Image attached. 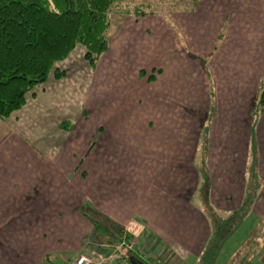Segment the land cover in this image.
<instances>
[{"label": "crops", "instance_id": "obj_1", "mask_svg": "<svg viewBox=\"0 0 264 264\" xmlns=\"http://www.w3.org/2000/svg\"><path fill=\"white\" fill-rule=\"evenodd\" d=\"M115 18L94 69L76 46L55 65L63 78L51 72L0 119V264H42L52 255L75 264L97 251L101 238L87 240L92 226L79 213L85 200L149 259L197 264L210 235L204 209L192 202L203 201L197 163L208 175L207 202L230 214L248 192L253 138L259 183L243 221L264 228V109L254 115L264 86V0H198L186 10ZM184 93L203 110L199 129L189 131L188 160ZM263 254L238 261L254 264Z\"/></svg>", "mask_w": 264, "mask_h": 264}, {"label": "trees", "instance_id": "obj_2", "mask_svg": "<svg viewBox=\"0 0 264 264\" xmlns=\"http://www.w3.org/2000/svg\"><path fill=\"white\" fill-rule=\"evenodd\" d=\"M125 1L0 0V119H7L22 108L26 95L45 83L51 72L55 79L63 78L64 72L55 69V65L65 60L76 46L80 45L86 49L84 59L94 69L109 47L108 32L112 14L136 17L155 14L125 7ZM197 1L191 0L189 6H183L184 9L193 8ZM139 74L142 77L144 73L140 71ZM154 80L153 70L147 81ZM263 109L264 86L260 88L255 102L254 115ZM254 144L253 138L250 171L248 170L250 188L248 187L243 204L230 214L215 211L209 216L205 213L210 235L197 264H215L218 250L231 236L230 228L240 226L250 212L253 195L259 183L254 168ZM198 169L202 180L204 178L201 194L203 201L207 203V195H204L209 188L208 175L203 167L198 166ZM210 209L213 210L212 206ZM79 213L92 226V232L87 236L88 241L102 237H108V243H117L123 237L133 240L127 230L97 212L89 201H84ZM119 255L127 260L128 264H145L127 250H122Z\"/></svg>", "mask_w": 264, "mask_h": 264}, {"label": "rangeland", "instance_id": "obj_3", "mask_svg": "<svg viewBox=\"0 0 264 264\" xmlns=\"http://www.w3.org/2000/svg\"><path fill=\"white\" fill-rule=\"evenodd\" d=\"M185 4L189 6L191 4V0H126L125 1V7L131 8V9L137 8L145 12H153L156 14H165L167 11H171L173 9H184L183 6ZM116 16L120 17L122 15L112 14L110 16L111 21L116 20L115 18ZM108 36H109V41H110V37H111L110 31L108 32ZM80 47H83V46H80ZM182 97H183L182 101L178 103V105L183 110L182 119H181V126H182V131H183V134H182L183 156L182 158L184 160H188L190 158L192 147L190 150H187L186 148H188V144L194 143V138H195V134L193 138H191L189 131L194 130V132L196 133V131L199 129L201 116L203 115V112H202L203 110L199 114H197L196 113L197 104H195L196 102L189 100V98L185 96V93L183 94ZM198 166H199V162H198ZM183 177L185 180V178H189V175L184 171ZM201 180H202V176H201L200 181ZM203 182H204V178L202 180V183L200 184L201 186L200 191H202ZM183 190L184 192L187 190L189 192L190 185L184 182ZM199 194L201 195V193ZM192 202L195 204L199 203L200 207L203 208L204 212L208 214L209 216L215 212L214 210L210 209L211 206L209 205L208 202L206 203V202L201 201V199L198 196H195L192 199ZM217 213H221V212H217ZM245 224L246 223H244L243 221V223L240 226L237 225V226H233L230 228V233L232 236L231 242H233L234 244L231 245L232 247L230 246L225 247L223 251L221 248L218 250L217 256L219 257L220 254L221 256L219 257L217 264H242L243 263L242 260L238 261V258L244 252H248V251L250 252L251 254L249 257L250 260L253 257L258 259L259 256L256 257V255H258V253L261 252V249H263V252H264V228L263 226H261L258 223L255 224V222L254 223L251 222L252 224L251 228L247 229ZM249 234H252V235L249 236L247 240H244V238H246ZM108 240H109L108 237H102L100 239V243H99L100 246L97 248V251H89V250L84 251L83 250L84 251L83 255L89 256L91 253L95 252L97 254L102 255V257L109 256V254H112V251L114 250L113 246L115 242L108 243ZM227 240L228 239H226L225 241ZM120 252H117L116 255H119ZM60 259L61 258H58V256L52 255L49 257L48 260H46L42 264H65L63 262H60ZM69 260L70 262H72L71 257L69 258ZM70 262L69 264H71ZM108 263L116 264L112 260L108 261L107 264ZM248 264H250V262ZM254 264H264V254L262 255V258L258 262H255Z\"/></svg>", "mask_w": 264, "mask_h": 264}, {"label": "built area", "instance_id": "obj_4", "mask_svg": "<svg viewBox=\"0 0 264 264\" xmlns=\"http://www.w3.org/2000/svg\"><path fill=\"white\" fill-rule=\"evenodd\" d=\"M114 250L109 256L102 257L97 253H91L88 255H80L76 258L75 264H107L108 261L112 260L116 264H126L125 260L117 252L121 250H127L132 252L141 262L145 264H163L159 259H149L144 250L134 240H127L125 237L121 241L114 244Z\"/></svg>", "mask_w": 264, "mask_h": 264}]
</instances>
